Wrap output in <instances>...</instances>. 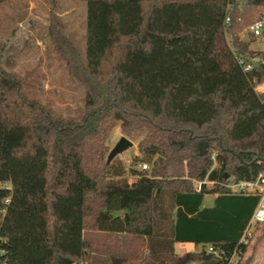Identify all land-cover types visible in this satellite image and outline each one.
<instances>
[{"label": "trees", "instance_id": "trees-1", "mask_svg": "<svg viewBox=\"0 0 264 264\" xmlns=\"http://www.w3.org/2000/svg\"><path fill=\"white\" fill-rule=\"evenodd\" d=\"M86 2L85 58L60 49L85 86L75 120L29 96L3 59L0 24V264H106L93 261L87 230L144 236L164 254L110 264L240 260L259 196L224 184L264 172V51L236 34L241 0ZM117 125L142 137L134 158L151 164L132 183L117 158L107 163ZM176 243L203 249L180 255Z\"/></svg>", "mask_w": 264, "mask_h": 264}, {"label": "rangeland", "instance_id": "rangeland-1", "mask_svg": "<svg viewBox=\"0 0 264 264\" xmlns=\"http://www.w3.org/2000/svg\"><path fill=\"white\" fill-rule=\"evenodd\" d=\"M246 2L241 0L239 12L235 15L236 22L240 23L236 34L252 50L264 51V34L254 37L248 26L264 9H255ZM86 19V0H3L0 4V24L4 39L7 40L3 59L10 58L8 67L21 76L31 98L42 101L56 115L70 120L78 119L84 112L85 86L71 73L60 49L70 53L77 50L81 58H85ZM226 39L231 43L229 33H226ZM121 137L130 139L133 146L115 158L124 167L132 183L137 178L133 171L144 170V164L150 170L151 164L145 160H135L134 157L139 155L138 145L142 137L124 133L120 125L115 126L105 142L106 157ZM204 143L208 152L210 141L204 139L201 148ZM194 185L197 187V181H194ZM213 203L214 194H207L205 206H212ZM85 236L93 243L90 252L94 262L110 264L114 257L132 260L164 257V254L151 248L150 240L144 236L112 234L100 230H87ZM244 242L247 245L246 254L240 260L233 258L230 264H264V224H256L250 229L245 234ZM202 249L201 245L193 243L175 244V252L180 255Z\"/></svg>", "mask_w": 264, "mask_h": 264}, {"label": "built area", "instance_id": "built-area-1", "mask_svg": "<svg viewBox=\"0 0 264 264\" xmlns=\"http://www.w3.org/2000/svg\"><path fill=\"white\" fill-rule=\"evenodd\" d=\"M230 20V17L227 18V21ZM250 33L254 37H260L264 34V15L256 19L249 27ZM264 84H258L256 86L257 91L264 90ZM213 159L215 160V156H213ZM144 169H148V165H143ZM197 189L201 190L202 185L206 184H213V182L209 181L207 178L201 182L197 181ZM224 187L227 191H229L231 194H244V195H258L259 196V202L252 214L251 220L249 222V225L246 229V232H249L250 229H252L256 224H264V172H261L258 174L256 179L251 181H234L229 180L227 183L224 184ZM245 236L243 237L244 241ZM209 251H212V248H209Z\"/></svg>", "mask_w": 264, "mask_h": 264}, {"label": "water", "instance_id": "water-1", "mask_svg": "<svg viewBox=\"0 0 264 264\" xmlns=\"http://www.w3.org/2000/svg\"><path fill=\"white\" fill-rule=\"evenodd\" d=\"M251 63L253 65L257 66L258 64H260V61L251 60ZM223 144H224L226 150H228L229 152H233V150L229 147L227 140L224 139ZM132 146H133V142L130 139H128L127 137H121L120 140L117 142V144L110 151L108 158H107V163L108 164L111 163L112 160L116 156L122 154L124 151L131 148ZM206 146L207 145L204 143V145L201 148V154H205L207 152ZM257 159L264 161V159L259 158V157ZM200 264H220V262L216 259H213L210 261L202 262Z\"/></svg>", "mask_w": 264, "mask_h": 264}, {"label": "crops", "instance_id": "crops-1", "mask_svg": "<svg viewBox=\"0 0 264 264\" xmlns=\"http://www.w3.org/2000/svg\"><path fill=\"white\" fill-rule=\"evenodd\" d=\"M264 89V88H263ZM260 92L264 93V90H261ZM216 195H214V199H215Z\"/></svg>", "mask_w": 264, "mask_h": 264}]
</instances>
